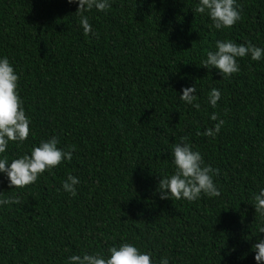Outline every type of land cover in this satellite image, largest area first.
I'll list each match as a JSON object with an SVG mask.
<instances>
[{
	"label": "trees",
	"instance_id": "trees-1",
	"mask_svg": "<svg viewBox=\"0 0 264 264\" xmlns=\"http://www.w3.org/2000/svg\"><path fill=\"white\" fill-rule=\"evenodd\" d=\"M85 13V36L68 0H0V58L19 76L30 119L23 144L9 142L0 159L31 153L59 137L75 145L71 161L23 189L0 173V264H67L71 255L131 243L152 264H257L253 245L264 239L254 196L264 188V57L237 58L224 79L202 66L216 41L264 48V0H236L242 19L216 29L199 0H109ZM194 43V46H193ZM196 87L200 109L184 102ZM221 98L213 108L210 91ZM215 113L218 120L210 117ZM219 120L213 137L203 133ZM199 133V134H198ZM188 137L221 195L196 201L161 199L160 179L174 174L173 145ZM71 174L77 195L64 191Z\"/></svg>",
	"mask_w": 264,
	"mask_h": 264
},
{
	"label": "clouds",
	"instance_id": "clouds-1",
	"mask_svg": "<svg viewBox=\"0 0 264 264\" xmlns=\"http://www.w3.org/2000/svg\"><path fill=\"white\" fill-rule=\"evenodd\" d=\"M68 3L79 5L75 14L79 17L83 34L98 35L93 33L89 17L85 13L93 8L101 12L110 9L109 0H68ZM193 11L207 13L216 29L231 28L242 19L236 0H199L198 6ZM247 56H250L253 61H260L264 57V48L254 46L251 42L245 46L231 40H218L216 51L207 52V58L202 61V66L209 70L215 68L224 79H228L240 71L237 58ZM18 81L19 76L9 59L0 58V154L6 152L9 142L23 144L30 135L31 122L22 107V100L17 91ZM195 93L196 87H185L180 98L199 110L200 104L193 103L196 100ZM220 98L221 92L213 88L209 93L208 101L215 108ZM210 118L213 121L218 120L215 113ZM223 123V120H219L214 129L208 128L203 134L215 138ZM59 143V137L56 136L42 141L39 146L31 150L30 155L24 154L13 159L10 166H8L7 157L0 159V173L6 174L9 188L23 189L34 184L41 175L58 167L64 160L71 161L75 145L62 150L58 147ZM172 154L175 171L174 174L160 179L158 192L161 199H186L193 202L199 199L202 193L208 197L221 195L213 179L214 175H219V169H214L210 165L204 166L201 153L193 150L187 136L180 137L179 142L173 145ZM79 183L76 176L69 174L63 181L62 187L64 191L76 196V185ZM254 201L256 214L264 216V188L254 196ZM20 203L21 200L17 196L0 199V206ZM259 231L264 233V227H261ZM108 251L110 255L107 257L100 252L95 254L85 252L82 256L71 255L67 264H152L151 255L142 253L131 243H124L119 248L111 247ZM253 251L256 253L257 264H264V239H260L253 245ZM160 264H169L168 258H162Z\"/></svg>",
	"mask_w": 264,
	"mask_h": 264
}]
</instances>
